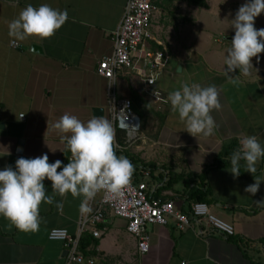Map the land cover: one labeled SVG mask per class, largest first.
<instances>
[{
  "label": "crops",
  "instance_id": "crops-1",
  "mask_svg": "<svg viewBox=\"0 0 264 264\" xmlns=\"http://www.w3.org/2000/svg\"><path fill=\"white\" fill-rule=\"evenodd\" d=\"M124 2L0 0V170L6 166L15 169L20 157L47 154L49 163L63 160L66 142L61 141L54 125L64 114L76 116L84 123L93 116L109 120L107 79L96 73V64L111 51V32L120 20ZM28 4L33 7L48 4L54 9L67 10L68 19L49 39L29 37L18 41L9 35V23ZM167 15L165 10L161 12L155 7L149 26L151 39L145 42L147 47L151 42L160 45L166 54L154 83L161 91L163 102L157 104L141 91L137 65L135 69L123 68L116 74V95L126 97L121 94L130 85L147 97L152 111L147 116L145 131L135 137L143 139L137 144H131L132 141L128 147L132 148L130 152L136 162L142 160L155 165L149 168L150 173L147 169L141 174L148 183L146 193L152 199H170L182 213H187L189 202L181 184L159 190L160 175L166 171L198 174L205 170L201 189L206 190L205 203L211 214L232 225L233 234L221 236L203 222H191L190 227L178 230L174 220L168 218L164 225L146 226L148 250L138 254L135 239L125 230V220L106 210L97 226L100 235L94 238L96 244L92 247L95 263L264 264V207L255 203L264 200V158L257 164L254 176L247 172L243 160L238 178L233 177L231 164H227L233 152L241 148L239 142L246 135H256L264 146V76L259 75L264 69V53L259 55V62L253 58L251 75H242L238 69L229 73L232 78L238 76V83L234 85L225 75L232 38L225 37L224 43L215 40L217 45L209 48L193 46L195 29H188L190 36L182 41L184 31L181 33L180 23L174 22L169 28ZM11 40L18 46L11 47ZM32 44L39 46L40 51L31 50ZM205 51L213 54L204 56ZM184 83L217 87L222 108L211 113L217 125L213 136H191L184 131L185 125L178 113L172 111L168 95ZM93 108H100L102 112L93 114ZM18 139H22V144L16 153ZM119 148L117 145L116 149ZM215 158L225 160L226 164L211 166ZM255 178L262 182L253 196L245 188L254 184ZM44 184L53 202L41 204L38 231L9 228V221L0 216V264L63 263L61 243L48 239L47 231L55 226L75 233L83 197L73 198L70 193L61 197L52 192L51 181L45 179ZM86 233L90 234L88 230Z\"/></svg>",
  "mask_w": 264,
  "mask_h": 264
},
{
  "label": "clouds",
  "instance_id": "clouds-1",
  "mask_svg": "<svg viewBox=\"0 0 264 264\" xmlns=\"http://www.w3.org/2000/svg\"><path fill=\"white\" fill-rule=\"evenodd\" d=\"M262 13L264 0H250L239 7L232 20L235 35L227 52L225 75L234 85L238 83V76L232 78L229 73L238 69L242 75H251L253 58L259 62V55L264 53V29L257 30L254 26L255 19ZM67 19V10L54 9L48 4L39 7L28 4L9 23V35L18 41L29 37L49 39ZM168 101L185 125L184 131L191 136L208 138L215 134L217 125L211 113L222 108L215 85L203 87L198 83H184L179 90L169 93ZM54 128L71 153L66 166L62 168L60 160L49 163L48 155L44 154L36 158L20 157L15 162V169L6 166L0 170V216L9 221V228L38 231L41 204L53 202L45 179L51 181L52 192L61 197L68 193L73 198L83 197L80 211L87 214L92 211L89 202L98 192L107 190L118 195L133 178L135 167L128 158L116 154L114 130L104 116H93L84 123L76 116L64 114ZM240 144L241 148L231 156L230 173L238 178L243 160L247 172L254 176L257 164L264 158V146L256 135L244 136ZM261 182L255 178V183L247 186L245 192L255 196ZM255 203L264 207V200Z\"/></svg>",
  "mask_w": 264,
  "mask_h": 264
},
{
  "label": "built area",
  "instance_id": "built-area-1",
  "mask_svg": "<svg viewBox=\"0 0 264 264\" xmlns=\"http://www.w3.org/2000/svg\"><path fill=\"white\" fill-rule=\"evenodd\" d=\"M153 0H125L122 14L116 28L111 32V51L102 56L96 64V73L107 79V111L109 121L115 128L121 129L128 141L136 139L139 130V119L132 111L127 97H118L115 90L116 74L123 68L135 69L141 79V91L153 101L163 102L161 91L154 85L166 60V54L150 50L145 42L151 39L149 26L155 10ZM11 47L18 44L11 40ZM20 117L22 114L19 115ZM240 143V142H239ZM71 159V154L68 156ZM92 211L81 213L77 220L75 233H69L63 227H51L47 238L61 242L63 250L62 264H96L95 255L86 254L78 247V240L87 230L93 238H98L97 226L103 221L108 210L113 216L125 220V230L135 239L136 251L143 254L148 250V224L164 225L168 218L174 220L175 228L183 230L191 222H203L210 231L221 236H231L233 227L230 223L211 214L203 201L193 202L187 213L177 211L170 199H152L146 193V184L139 181L122 188L118 195L101 190L89 202ZM180 264H185L181 262Z\"/></svg>",
  "mask_w": 264,
  "mask_h": 264
},
{
  "label": "trees",
  "instance_id": "trees-1",
  "mask_svg": "<svg viewBox=\"0 0 264 264\" xmlns=\"http://www.w3.org/2000/svg\"><path fill=\"white\" fill-rule=\"evenodd\" d=\"M175 0H153L152 3L155 7H159L161 10H165V12H171L169 8H171L172 3ZM186 4L190 5H197L200 7H206L205 0H181ZM170 15V13H167ZM233 39V37H232ZM150 50L153 51H160L163 53V49L160 45L152 43L148 47ZM126 92H123V96H126L131 104L132 111L137 115L139 119V130L138 132H144L145 131V124L147 120V116L152 113L150 104L148 102L147 97L144 96L143 93L137 92L133 89H131L130 85L127 86ZM157 103V102H156ZM158 104V103H157ZM162 105V104H161ZM155 114H160L159 112H154ZM114 136H115V142L118 146H120L119 149H116V154L125 156L130 161L139 164L140 167H135L134 175L131 180V183L135 184L139 182L140 180L145 181V177L141 176L142 172L149 169L154 168V163L152 162H144L142 160H134V157H132L130 150L128 149L129 143L132 141H128L125 137V134L122 130H119L115 128L114 130ZM65 157L62 161V166L66 165L69 160L68 156L71 154L68 149L64 152ZM226 164L225 160H220V158L213 159L211 166H223ZM227 164H231V162H227ZM148 173H150V169L147 170ZM205 170L199 172L198 174L195 173H187L182 174L181 172H173V171H166V174L160 175L159 181L160 186L159 190L169 189L174 184L180 183L183 191L186 193V197L189 202V206L196 201H203L206 202L205 198V192L206 190H201L204 186V178H205ZM161 179V180H160ZM145 184H148L147 182H144ZM168 199V198H166ZM188 206V207H189ZM189 208H187L188 212ZM99 226V225H98ZM60 242V241H59ZM61 243V242H60ZM96 244L95 239L86 232L82 233L78 240V247L80 250H82L86 254H93L95 255L94 251L92 250V247Z\"/></svg>",
  "mask_w": 264,
  "mask_h": 264
},
{
  "label": "rangeland",
  "instance_id": "rangeland-1",
  "mask_svg": "<svg viewBox=\"0 0 264 264\" xmlns=\"http://www.w3.org/2000/svg\"><path fill=\"white\" fill-rule=\"evenodd\" d=\"M205 2L206 7H200L186 4L180 0L173 1L171 8H169L171 12L167 11V13H170V15H167V24L170 25L168 26L169 28H172L171 25L174 22L180 23L181 33L182 29L184 31L182 41L187 37L189 38L188 29L194 28L195 32L191 39V44L202 47L206 45L209 48L217 45L215 40L224 43V41L227 42L225 37L232 38L235 35V30L232 28V20L235 19L239 7L246 2H250V0H205ZM254 26L257 30L264 29V13L255 19ZM169 32L173 31L169 29ZM231 42L229 43L230 47L232 46ZM197 49L202 50L200 47H197ZM212 54V51L202 53L204 56H211ZM141 139L143 138H136L132 140L131 144L140 143ZM128 149L131 150L132 148L129 146Z\"/></svg>",
  "mask_w": 264,
  "mask_h": 264
},
{
  "label": "water",
  "instance_id": "water-1",
  "mask_svg": "<svg viewBox=\"0 0 264 264\" xmlns=\"http://www.w3.org/2000/svg\"><path fill=\"white\" fill-rule=\"evenodd\" d=\"M228 38H231V37H228ZM30 49L33 50V51H36V52L40 51L39 46H37L35 44H32L30 46ZM259 75L260 76H264V69L260 72ZM92 111H93V114H100L102 112L100 108H93ZM21 144H22V139H18L17 146H16V153H19L20 152V150H21Z\"/></svg>",
  "mask_w": 264,
  "mask_h": 264
}]
</instances>
